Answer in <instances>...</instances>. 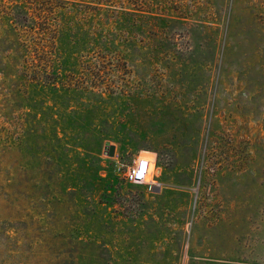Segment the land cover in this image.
Masks as SVG:
<instances>
[{
  "label": "rangeland",
  "instance_id": "obj_1",
  "mask_svg": "<svg viewBox=\"0 0 264 264\" xmlns=\"http://www.w3.org/2000/svg\"><path fill=\"white\" fill-rule=\"evenodd\" d=\"M0 264H264V0H0Z\"/></svg>",
  "mask_w": 264,
  "mask_h": 264
},
{
  "label": "built area",
  "instance_id": "obj_2",
  "mask_svg": "<svg viewBox=\"0 0 264 264\" xmlns=\"http://www.w3.org/2000/svg\"><path fill=\"white\" fill-rule=\"evenodd\" d=\"M151 165L147 159H138V162L127 174V181L129 183H141L146 182L150 175ZM152 185H149L148 189L151 190Z\"/></svg>",
  "mask_w": 264,
  "mask_h": 264
},
{
  "label": "trees",
  "instance_id": "obj_3",
  "mask_svg": "<svg viewBox=\"0 0 264 264\" xmlns=\"http://www.w3.org/2000/svg\"><path fill=\"white\" fill-rule=\"evenodd\" d=\"M19 8V12H15ZM11 15L12 22L17 26L23 24V20L25 21L28 18V13H26L23 9L20 7H16L13 10V13ZM22 27V26H21Z\"/></svg>",
  "mask_w": 264,
  "mask_h": 264
},
{
  "label": "water",
  "instance_id": "obj_4",
  "mask_svg": "<svg viewBox=\"0 0 264 264\" xmlns=\"http://www.w3.org/2000/svg\"><path fill=\"white\" fill-rule=\"evenodd\" d=\"M104 154L108 157H113L115 152V146L110 145V143L106 142L104 147Z\"/></svg>",
  "mask_w": 264,
  "mask_h": 264
},
{
  "label": "crops",
  "instance_id": "obj_5",
  "mask_svg": "<svg viewBox=\"0 0 264 264\" xmlns=\"http://www.w3.org/2000/svg\"><path fill=\"white\" fill-rule=\"evenodd\" d=\"M138 159H142V158H138ZM138 159H137V161L135 162V164L138 162Z\"/></svg>",
  "mask_w": 264,
  "mask_h": 264
}]
</instances>
